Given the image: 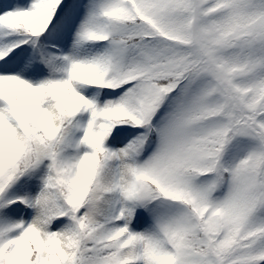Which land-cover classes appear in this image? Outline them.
I'll return each instance as SVG.
<instances>
[{
  "label": "snow or ice",
  "instance_id": "1",
  "mask_svg": "<svg viewBox=\"0 0 264 264\" xmlns=\"http://www.w3.org/2000/svg\"><path fill=\"white\" fill-rule=\"evenodd\" d=\"M0 264H264V0H0Z\"/></svg>",
  "mask_w": 264,
  "mask_h": 264
}]
</instances>
